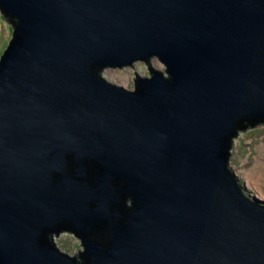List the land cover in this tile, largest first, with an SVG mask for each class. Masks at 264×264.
I'll use <instances>...</instances> for the list:
<instances>
[{"label":"water","instance_id":"obj_1","mask_svg":"<svg viewBox=\"0 0 264 264\" xmlns=\"http://www.w3.org/2000/svg\"><path fill=\"white\" fill-rule=\"evenodd\" d=\"M0 9L13 28L0 58V264H264V200L229 163L243 122L264 123V0ZM140 61L150 76L135 72V90L102 75ZM125 193L132 205L112 206ZM60 223L83 239L79 258L48 236Z\"/></svg>","mask_w":264,"mask_h":264},{"label":"rangeland","instance_id":"obj_2","mask_svg":"<svg viewBox=\"0 0 264 264\" xmlns=\"http://www.w3.org/2000/svg\"><path fill=\"white\" fill-rule=\"evenodd\" d=\"M12 36L13 28L0 9V58L8 48ZM149 64L152 68L166 74V66L158 58L154 57ZM149 64L140 61L123 68H106L102 75L112 83L135 90V72L139 76H150ZM229 163L242 184L249 180L256 181L257 173L261 174V179L257 181V184L246 187V183L244 186L248 195H254L264 200V123L236 134L233 139ZM60 242L65 243L64 245L68 249L67 253L70 255L78 253L81 248L83 249L80 241L71 234L63 235Z\"/></svg>","mask_w":264,"mask_h":264},{"label":"flooded vegetation","instance_id":"obj_3","mask_svg":"<svg viewBox=\"0 0 264 264\" xmlns=\"http://www.w3.org/2000/svg\"><path fill=\"white\" fill-rule=\"evenodd\" d=\"M141 62H144V61H141ZM145 62L147 63L148 61H145ZM150 62L151 61H149L148 63H150ZM132 203H133L132 196L127 194V193H125V194L119 196V201L117 203H115V204L112 203V206H115V207H117V209H120V208L130 207L132 205ZM94 228H96V226H94ZM93 231H94V229H93ZM47 234H48V236L51 237V239L55 243L56 247L60 251L66 253L68 255H70V254L67 253L68 249L64 245L65 243L63 244V243L60 242L61 237L63 235H65V234H71L74 237H76L80 241V245H82L83 249L81 248L78 253L75 252L74 255H70L72 257L79 258L82 254H84L86 252V246H85V244L83 242V239L79 236V234L72 228L71 224H69V223H63V224L60 223L59 225H57L56 229L48 230Z\"/></svg>","mask_w":264,"mask_h":264},{"label":"trees","instance_id":"obj_4","mask_svg":"<svg viewBox=\"0 0 264 264\" xmlns=\"http://www.w3.org/2000/svg\"><path fill=\"white\" fill-rule=\"evenodd\" d=\"M11 18L13 21H18V19H16L15 17H11ZM259 124H263V122H255V121H252L251 119L245 120L242 124V127L238 129L237 133H239L240 131L252 128L254 126H257Z\"/></svg>","mask_w":264,"mask_h":264},{"label":"bare ground","instance_id":"obj_5","mask_svg":"<svg viewBox=\"0 0 264 264\" xmlns=\"http://www.w3.org/2000/svg\"><path fill=\"white\" fill-rule=\"evenodd\" d=\"M261 174L258 172L257 173V176H256V178H257V180L256 181H251V180H249V181H246L245 182V184H246V187H248V186H252V184H257L258 182L257 181H259V179H261V176H260ZM241 182V181H240ZM242 184V183H241ZM245 184H243V185H245Z\"/></svg>","mask_w":264,"mask_h":264}]
</instances>
